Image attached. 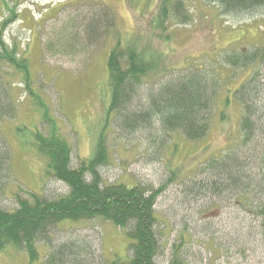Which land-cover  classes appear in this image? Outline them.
<instances>
[{"label":"rangeland","instance_id":"rangeland-1","mask_svg":"<svg viewBox=\"0 0 264 264\" xmlns=\"http://www.w3.org/2000/svg\"><path fill=\"white\" fill-rule=\"evenodd\" d=\"M183 5L185 23L183 17L164 16V0H0V48L4 50L1 41L17 44L32 82L20 73L6 79L16 112L0 124V137L11 155V177L0 179V209L14 210L18 193L53 199L70 191L47 172V158L35 148L28 129L57 133L72 150L73 168L93 157L104 133L109 162L98 167L102 181L158 190L159 264H167L175 251L186 264H264L259 214L264 202V59L245 66L228 61L264 48V13L222 15L210 0H184ZM117 43L153 53L167 69L138 88L130 112L148 109V90L190 70L198 69L216 83L204 138L190 141L179 131L168 132L156 117L129 132L125 112L109 114L107 63ZM239 89L246 93L238 97ZM37 94L48 112L34 104ZM247 107L254 124L249 141L241 127ZM18 127L28 131L25 136ZM228 153L246 162L247 198L198 188L211 174V159L227 158ZM253 183L263 190H254ZM60 227L51 238L56 243L82 239L90 246L92 264L125 259V229L110 221ZM39 250V260L31 263L27 254L7 247L0 252V264H43L50 247L39 243Z\"/></svg>","mask_w":264,"mask_h":264},{"label":"trees","instance_id":"trees-1","mask_svg":"<svg viewBox=\"0 0 264 264\" xmlns=\"http://www.w3.org/2000/svg\"><path fill=\"white\" fill-rule=\"evenodd\" d=\"M183 1L164 0V16H180L183 17L181 22L185 23L188 15L183 12ZM210 1L219 5L222 15L246 16L254 12L264 13V0ZM99 28L98 20L97 29ZM3 42L1 41L4 50L0 48V124L3 119L14 116L16 112L15 101L6 90L11 87L6 80L8 75L15 77L20 73L26 82L32 83L28 78L27 61L18 55L17 44L10 47ZM261 57L263 60L264 48L244 55L240 60L230 57L228 61L237 66H245ZM2 63L9 67L4 69ZM107 66L110 83L108 112L119 115L125 112L123 121L125 129L129 132L144 127L150 123L151 118L156 117L166 131H179L190 141L200 140L207 134L217 90L216 83L214 84L204 72L193 69L180 77L164 81L158 89L147 91L148 109L130 112L138 88L160 78L161 73H166L167 69H163V63H159L153 53L133 45L122 46L120 43L110 51ZM242 89H239L238 97L246 93ZM36 96L39 99L36 102L34 100V104L41 112H48L41 96ZM246 110L241 127L244 132L247 131L246 138L249 141L254 124L251 120L252 109L247 107ZM44 125L45 122L42 123L43 127ZM41 130L28 129L33 144L37 151L47 158V172L66 183L70 191L53 199H47L35 192L25 193L24 196L16 194L18 205L14 210L0 209V252L5 251L7 247L13 248L16 253L27 254L30 262L35 263L40 257L39 243H46L50 250L43 264H92L88 260L92 251L85 241L69 237V240L56 243L51 234L61 228L60 225H67L68 222L77 223L100 218L110 221L117 228L125 229V259L117 257L111 260L110 264H159L156 258L161 252L157 232L160 220L154 208L158 190H149L140 184L129 186L122 182L105 184L102 181L98 167L109 162L104 133L98 138L93 157L81 160L80 166L73 168L70 164L72 150H69V146L63 143L60 140L62 138L57 133L55 135L54 131ZM28 131L22 127L17 128V132L24 136ZM6 143L7 141L0 137V179L11 177V155ZM226 157L211 159V174L202 180L198 188L217 196L226 192H238L240 196L247 198L249 184L244 181L248 175L243 173L246 162L232 153H228ZM88 175L91 176L90 180ZM252 185L254 190H263L260 183ZM260 205L261 231L264 237V202ZM167 264L186 263L175 251Z\"/></svg>","mask_w":264,"mask_h":264}]
</instances>
